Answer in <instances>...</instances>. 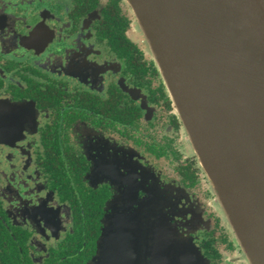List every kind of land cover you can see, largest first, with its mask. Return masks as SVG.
Listing matches in <instances>:
<instances>
[{
	"label": "flooded vegetation",
	"instance_id": "flooded-vegetation-1",
	"mask_svg": "<svg viewBox=\"0 0 264 264\" xmlns=\"http://www.w3.org/2000/svg\"><path fill=\"white\" fill-rule=\"evenodd\" d=\"M149 182L184 249L249 264L127 1L0 0V264H93L118 208L151 264Z\"/></svg>",
	"mask_w": 264,
	"mask_h": 264
},
{
	"label": "water",
	"instance_id": "water-1",
	"mask_svg": "<svg viewBox=\"0 0 264 264\" xmlns=\"http://www.w3.org/2000/svg\"><path fill=\"white\" fill-rule=\"evenodd\" d=\"M126 1L223 220L243 258L264 264V0ZM166 205L149 182L142 212L149 217L151 264H206L165 223ZM109 227L93 264H119L125 256L116 227Z\"/></svg>",
	"mask_w": 264,
	"mask_h": 264
},
{
	"label": "rangeland",
	"instance_id": "rangeland-1",
	"mask_svg": "<svg viewBox=\"0 0 264 264\" xmlns=\"http://www.w3.org/2000/svg\"><path fill=\"white\" fill-rule=\"evenodd\" d=\"M129 204H132L131 202H128L127 203V205H129ZM115 216V218H114V220L111 222V221H107V226L108 225H110V227H116V230L115 231H117L118 230V228L120 227L119 226V224L116 222L117 220H118V217H116V216H119V217H122V218H124V220L125 221H129V220H135V218H136V216L134 215V212L132 211V210H130V209H128V208H123V209H117V210H115L114 209V213L112 214V216L111 217H114ZM226 223V222H225ZM227 224V223H226ZM109 227V228H110ZM110 229H112V228H110ZM142 229H144L145 230V228L144 227H142ZM146 231V230H145ZM109 237H108V235L106 234V237H105V240H104V243L107 241V239H108ZM104 239V238H103ZM110 241V240H109ZM103 242V241H102Z\"/></svg>",
	"mask_w": 264,
	"mask_h": 264
}]
</instances>
